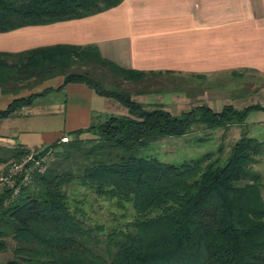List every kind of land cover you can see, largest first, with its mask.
I'll return each mask as SVG.
<instances>
[{
  "label": "trees",
  "instance_id": "1",
  "mask_svg": "<svg viewBox=\"0 0 264 264\" xmlns=\"http://www.w3.org/2000/svg\"><path fill=\"white\" fill-rule=\"evenodd\" d=\"M122 1L0 0V32L87 16ZM75 65L106 69V74L70 69ZM164 73L172 72L122 66L96 44L0 51L5 91L18 93V82L63 74L65 82H87L130 110L74 130L67 142L45 146L42 152L55 148L46 169L36 171L18 195L6 190L0 196V249L9 248L7 238L14 242L5 264H264V175L254 167L264 155V138L243 131L227 156L214 158L209 151L172 162L143 153L151 142L184 134L196 123L243 125L251 110L264 106L196 105L178 115L163 107L148 109L122 87L124 81L143 82L137 91L153 92L148 79ZM48 90L15 97L0 109V117ZM0 147V164L31 150L21 144ZM74 182L110 200L126 219L113 212V223L90 222L85 195L72 197L68 191Z\"/></svg>",
  "mask_w": 264,
  "mask_h": 264
},
{
  "label": "crops",
  "instance_id": "2",
  "mask_svg": "<svg viewBox=\"0 0 264 264\" xmlns=\"http://www.w3.org/2000/svg\"><path fill=\"white\" fill-rule=\"evenodd\" d=\"M55 44H96L105 57L130 68L181 77L230 76L232 90L215 89L222 82L213 81L205 83L202 95L185 94L192 105L204 98L216 110L225 104L264 106V0H123L87 16L0 32V51ZM47 88L0 117V146L44 148L110 114L130 113L118 98L87 82H65L62 74L18 93L0 86V109L17 96ZM246 119L263 125L264 108L251 110Z\"/></svg>",
  "mask_w": 264,
  "mask_h": 264
},
{
  "label": "rangeland",
  "instance_id": "3",
  "mask_svg": "<svg viewBox=\"0 0 264 264\" xmlns=\"http://www.w3.org/2000/svg\"><path fill=\"white\" fill-rule=\"evenodd\" d=\"M85 68L90 69L94 73V75L98 77L101 75V73L106 74V69L103 70L102 68H91L84 65H75L70 69L82 70ZM43 80L45 79L32 78L30 81H21L16 83L15 87H19L20 91L32 90L35 89L37 85L42 83ZM213 81L222 82V84L220 85L217 84L218 86H216L215 89L222 88L225 90H232V82L230 76H221L206 79V77H181V75L179 74H163L160 76L150 77V79H148L147 81L149 84V88L155 89L156 91L152 94L137 91L145 87V83L143 82L134 83L130 81H124L122 87L128 89L130 91L131 97L134 100L143 103V105L148 109L163 107L174 112L175 114L180 115L184 111H188L196 105L207 104L204 98H200L196 100L194 105H192L185 97V94L189 95L191 93V95L195 96L202 95L204 90L206 89L204 86L205 83H210ZM105 84L111 85L112 83L111 81H105ZM177 88H181V90H177ZM183 89L186 90L183 91ZM187 89H190L191 92H188ZM102 121H98L95 123L98 124ZM243 131H247L250 135L264 138V124L257 125L255 123H250L247 119L243 125L234 124L229 127H208L205 123H196L191 130L184 134L164 135L163 137L151 142L149 146L144 148L143 153L156 155L163 160L172 162H180L183 160L198 158L209 151L213 152V158L219 155L227 156L232 144L241 136ZM87 136L93 135L92 133H86L85 137ZM221 147L223 149H221ZM42 149L43 148H40V150ZM53 149L54 150H52V152H50L47 157V162L54 156L55 148ZM2 153L3 150L0 149V154ZM11 161H13V159L9 160L6 163H1L0 169L6 167L8 165L7 163ZM5 164L7 165L4 166ZM254 167L261 170L264 175V155H258V161L254 164ZM68 191L70 195H72V197H83V195H85L84 199L87 202V215L89 216V218H91L90 222L92 223L99 221L106 222L107 224L113 223V217L115 216L112 215L113 212H116V217L118 219H121L122 221L126 219L122 218L120 215L122 210L116 207V205H114L110 200L96 197L94 194L90 193L86 186L82 184H79L77 182L71 183L68 186ZM129 211L125 216L127 218L131 217ZM7 240L9 241V248L7 250L0 249V262L3 264H5L6 261L13 256V239L9 237L7 238Z\"/></svg>",
  "mask_w": 264,
  "mask_h": 264
},
{
  "label": "built area",
  "instance_id": "4",
  "mask_svg": "<svg viewBox=\"0 0 264 264\" xmlns=\"http://www.w3.org/2000/svg\"><path fill=\"white\" fill-rule=\"evenodd\" d=\"M72 136L68 133L60 137V141L67 142ZM52 150L42 152L40 149H31L20 159L11 161L0 169V196L9 190L12 196L18 195L21 190L30 184L36 171H43L47 166V157Z\"/></svg>",
  "mask_w": 264,
  "mask_h": 264
}]
</instances>
